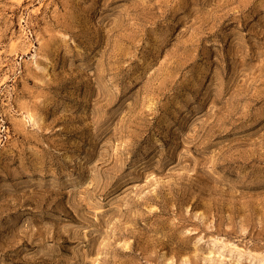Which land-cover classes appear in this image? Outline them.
Returning <instances> with one entry per match:
<instances>
[{"label": "rangeland", "instance_id": "1", "mask_svg": "<svg viewBox=\"0 0 264 264\" xmlns=\"http://www.w3.org/2000/svg\"><path fill=\"white\" fill-rule=\"evenodd\" d=\"M0 264H264V0H0Z\"/></svg>", "mask_w": 264, "mask_h": 264}]
</instances>
